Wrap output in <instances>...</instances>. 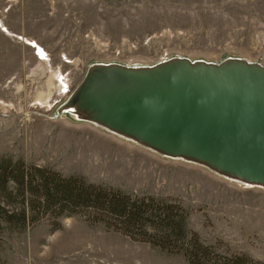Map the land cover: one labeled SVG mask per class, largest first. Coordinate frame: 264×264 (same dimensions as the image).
I'll return each mask as SVG.
<instances>
[{
	"label": "rangeland",
	"instance_id": "374dc122",
	"mask_svg": "<svg viewBox=\"0 0 264 264\" xmlns=\"http://www.w3.org/2000/svg\"><path fill=\"white\" fill-rule=\"evenodd\" d=\"M186 61L264 67V0H0V159L174 199L223 255L264 264V186L160 153L75 115L91 71ZM0 264H187L80 216L2 234Z\"/></svg>",
	"mask_w": 264,
	"mask_h": 264
},
{
	"label": "water",
	"instance_id": "95a60500",
	"mask_svg": "<svg viewBox=\"0 0 264 264\" xmlns=\"http://www.w3.org/2000/svg\"><path fill=\"white\" fill-rule=\"evenodd\" d=\"M76 98L142 145L264 186V67L178 61L152 71L100 68Z\"/></svg>",
	"mask_w": 264,
	"mask_h": 264
},
{
	"label": "trees",
	"instance_id": "16d2710c",
	"mask_svg": "<svg viewBox=\"0 0 264 264\" xmlns=\"http://www.w3.org/2000/svg\"><path fill=\"white\" fill-rule=\"evenodd\" d=\"M80 216L161 253L181 256L187 264H255L242 255H223L188 228V211L174 199L135 196L93 184L83 176L65 177L50 168L0 159V243L5 230L22 233L47 222Z\"/></svg>",
	"mask_w": 264,
	"mask_h": 264
},
{
	"label": "bare ground",
	"instance_id": "6f19581e",
	"mask_svg": "<svg viewBox=\"0 0 264 264\" xmlns=\"http://www.w3.org/2000/svg\"><path fill=\"white\" fill-rule=\"evenodd\" d=\"M72 106H75V107H76V108L73 107L74 113H75V115L78 116L81 120H84V121H87V122H92V123H94V124H97V125H99V126L105 127V128H107V129L113 131L111 128H109V127H108L107 125H105L104 123H102V122L96 120V119H95L96 114H95L94 112L89 111V110H86V109H84L83 107H81L80 102H78V103L75 102V103L72 104ZM113 132L118 133V132H116V131H113ZM119 134H120V133H119ZM130 139H132V138H130ZM133 140H134V139H133ZM134 141L137 142V143H139V144H142V143H140V142H138V141H136V140H134ZM225 176H228V175L225 174ZM229 177H230V176H229ZM250 185H253V184H250V183H249V186H250Z\"/></svg>",
	"mask_w": 264,
	"mask_h": 264
}]
</instances>
